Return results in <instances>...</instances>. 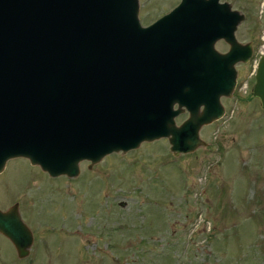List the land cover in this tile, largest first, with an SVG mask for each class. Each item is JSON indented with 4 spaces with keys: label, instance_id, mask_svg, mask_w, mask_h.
<instances>
[{
    "label": "water",
    "instance_id": "1",
    "mask_svg": "<svg viewBox=\"0 0 264 264\" xmlns=\"http://www.w3.org/2000/svg\"><path fill=\"white\" fill-rule=\"evenodd\" d=\"M138 13V0H0V172L21 156L74 177L80 161L141 142L167 138L174 154L203 143L201 127L225 113L235 64L251 55L235 38L244 16L218 0H181L148 26ZM252 93L264 108V55ZM0 233L29 254L17 204L0 210Z\"/></svg>",
    "mask_w": 264,
    "mask_h": 264
},
{
    "label": "rangeland",
    "instance_id": "2",
    "mask_svg": "<svg viewBox=\"0 0 264 264\" xmlns=\"http://www.w3.org/2000/svg\"><path fill=\"white\" fill-rule=\"evenodd\" d=\"M221 1L246 16L237 41L256 45L249 61L235 64L237 84L220 99L223 116L201 127L203 143L174 154L167 138L141 142L80 161L74 177L9 158L0 210L17 204L33 241L20 258L0 233V264H264V108L252 93L264 55V0ZM177 2L138 0L141 24ZM215 44L229 50L223 39ZM187 117L177 115V124Z\"/></svg>",
    "mask_w": 264,
    "mask_h": 264
},
{
    "label": "flooded vegetation",
    "instance_id": "3",
    "mask_svg": "<svg viewBox=\"0 0 264 264\" xmlns=\"http://www.w3.org/2000/svg\"><path fill=\"white\" fill-rule=\"evenodd\" d=\"M179 1H181V0H178V2L176 3V5H174V6H172L169 10H168V12L167 13H169V12H171L178 4H179ZM218 3L219 4H222V3H228L229 4V2H225V1H221V0H218ZM231 4V3H230ZM229 4V5H230ZM230 8H231V5H230ZM232 9V8H231ZM232 10H236V9H232ZM237 11V10H236ZM167 13H165V14H167ZM164 14V15H165ZM240 14H242L243 16H244V18H243V20L237 25V28H236V30H235V34H236V32H237V30H238V27H239V25L246 19V16H245V14H243V13H240ZM236 40H237V38H236ZM238 42V41H237ZM218 43V42H217ZM216 43V44H217ZM239 43V42H238ZM215 44V45H216ZM239 44H241V45H249L250 46V48H251V55L249 56V58H248V60L247 61H249V59L253 56V54H254V46L256 45V43H255V40L254 39H249L248 40V42L247 43H239ZM238 79V78H237ZM237 84V83H236ZM176 121H177V119H176ZM183 121V119H181L180 121H178L179 123H181Z\"/></svg>",
    "mask_w": 264,
    "mask_h": 264
},
{
    "label": "bare ground",
    "instance_id": "4",
    "mask_svg": "<svg viewBox=\"0 0 264 264\" xmlns=\"http://www.w3.org/2000/svg\"><path fill=\"white\" fill-rule=\"evenodd\" d=\"M245 49H247L246 47H244L242 50H245ZM172 100H175L176 102H179V99L178 98H171V99H169V102L170 101H172ZM184 112V111H183ZM182 113V112H181Z\"/></svg>",
    "mask_w": 264,
    "mask_h": 264
}]
</instances>
